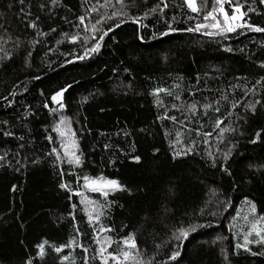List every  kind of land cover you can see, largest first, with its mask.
Returning <instances> with one entry per match:
<instances>
[{
	"label": "trees",
	"instance_id": "trees-1",
	"mask_svg": "<svg viewBox=\"0 0 264 264\" xmlns=\"http://www.w3.org/2000/svg\"><path fill=\"white\" fill-rule=\"evenodd\" d=\"M157 2L147 0L146 6L144 0H134L135 6L129 11L139 15ZM103 3L60 0L53 5L51 0H0V49L4 50L0 57L8 54L0 60V122L8 121L7 130L24 137L23 141L5 137V126L0 124V155L8 153L0 161V264H24L35 256V245L43 240L58 246L75 238L77 243L96 249L94 237L109 235L118 240L130 232L146 253L145 259L155 251V244L169 240L157 257L167 264H226L222 249L229 255L228 264H264V256L253 257L243 251L231 255L237 238L242 240L239 234L247 227L243 219H233L238 211L241 216L249 214L244 201L252 200L258 213L264 214V140L250 143L256 131H264V81L256 85L264 77V33L238 30L225 38L183 31L194 26L187 17L202 20V14L192 13L183 0H168L164 14L144 20L145 28L130 20L116 28L109 21L113 31L101 42L100 51L80 60L84 48L93 41L83 43L84 26L75 27L77 18L86 15L91 5ZM125 3L132 4L133 0ZM212 3L207 0L206 10ZM198 6L204 7L200 0ZM253 7L262 14L249 13L251 22L264 26V5ZM96 18L97 13L86 15V23H94ZM31 23L36 27H30ZM168 24L177 31L162 35L168 31ZM53 28L56 31H51ZM76 33L80 39L70 42ZM175 84L180 87L173 88ZM67 85L71 88L64 95V114L73 121L84 153L83 173L116 178L130 190L108 198L113 204L101 223L111 227V233L93 231L99 225L89 224L79 198L69 201V192L59 187V170L51 166L53 158L45 155L51 145L44 137L53 117L43 104ZM254 85L256 94L249 91L245 95ZM156 87L172 89L181 100L162 93L164 106H157L156 97L150 94ZM225 96L227 99L222 98ZM257 99L262 103L253 115L246 105ZM192 103L197 104L195 115L186 107H172ZM205 104L212 107L205 110ZM29 108L32 115L25 116ZM166 116H176L178 122L164 119ZM217 118L224 121L221 128L236 131L221 135L215 126ZM178 131L181 143L176 149L195 141L196 154L173 159L170 143ZM203 133L212 135L204 137ZM228 141L236 144L226 165L229 172L225 173L211 166L208 153L218 156V149L230 147ZM105 144L109 145L107 150ZM156 149L159 151L154 154ZM134 156L141 161L135 162ZM34 159L40 163L33 164ZM110 159L115 164H109ZM64 168L66 172L76 171L67 165ZM63 182L76 186L75 176L65 175ZM225 201V210L220 211L218 206ZM72 203L77 209L71 208ZM210 211L217 214L210 215ZM181 223L205 227L182 241L180 256L171 261L168 257L177 244L170 240L171 232ZM233 224L237 225L234 229ZM117 247L113 244L109 251ZM250 247L262 250L259 245ZM46 252V258L36 259L34 264H56L57 257L47 245ZM63 254L70 255L65 264L73 259L75 264H82L79 247L66 248Z\"/></svg>",
	"mask_w": 264,
	"mask_h": 264
},
{
	"label": "snow or ice",
	"instance_id": "snow-or-ice-1",
	"mask_svg": "<svg viewBox=\"0 0 264 264\" xmlns=\"http://www.w3.org/2000/svg\"><path fill=\"white\" fill-rule=\"evenodd\" d=\"M23 3V0H20ZM53 5H57L60 3V0H51ZM145 5L147 6V0H144ZM87 3V0H85ZM200 4L204 7L198 6V0H183V5L192 12L197 15L202 14V20L197 19L196 17H187L188 20L194 21V26H189L183 29V31L190 33H202L205 36L209 37H227V34L237 33L238 30L251 31L255 33H264V26H260L251 22V16L249 13H255L256 15H261L262 13L257 10V8L253 7V5L259 4L264 5V0H251V3H247V0H244L242 3L241 0H213L212 7L210 10H206L207 0H200ZM135 3L133 0L132 4H126L125 0H104L103 4H93L86 9V15L90 16L92 13H97V18L93 23L91 20H88L86 23V15L78 16L79 24L75 25V27H80L83 25V31L85 33L83 37V43L85 45L88 44L89 40L93 41L90 47L84 48V54L80 55L78 59L84 60L89 55L93 53H97L100 51L101 42L104 41L105 37L108 36L109 32L113 31V25L109 24V21H112L116 28H119L121 24L130 20L133 24L138 25L140 28H145L148 25L144 23L149 16H154L157 14H164L165 9L169 7L168 0H158V2L151 6L146 7V11L139 15H132L129 11L131 7H134ZM227 6V7H226ZM43 7V6H42ZM106 9L103 13L100 12V9ZM111 9L110 13L107 9ZM246 9V10H245ZM247 17V18H246ZM172 20H176V16L172 17ZM101 25H108L105 29L104 27H98ZM32 28H35L36 25L31 23L29 25ZM51 31H56L53 28ZM177 31V29L172 28L171 24H168V31L162 33V35H168L169 32ZM40 35H47V33H38ZM66 37L67 33L64 34ZM70 42L75 43L78 39H80V33H76L70 36ZM142 39V37H141ZM38 43V41H36ZM59 43V41H57ZM0 51H4L0 49ZM225 51H232L231 48H225ZM31 56V52L28 54ZM8 54L5 53V56L0 57V60L7 58ZM264 67V65H261ZM127 71V69H125ZM38 78V77H37ZM261 81H264V77H261L256 81V85H260ZM180 87L179 84L173 85V88L178 89ZM255 85L253 89H247L245 91V95L248 94L249 91L253 92L255 95ZM71 88V85H67L66 87L60 88L59 90L52 93L49 97V100L43 104V108L48 109L49 115L53 117V121L50 127L46 130L47 134L44 139L48 142L51 147L46 151L45 155L48 157H52L51 166L54 169L59 170V175L61 177V183L59 187L61 189H66L69 192L68 199L71 201L73 197L79 198V206H82L85 215L87 216L89 224L95 223L99 225L98 229L94 228L93 231L99 233H111L113 229L111 227H105L101 223V218L106 214V210L111 208L113 201L109 200V196L115 194L117 192H129L130 190L124 185L120 180L116 178L107 177L104 174L97 175H89L83 173L82 166L84 164V153L80 149L79 140L77 137V132L73 129L72 124L73 121L64 114V110L66 105L64 103V95ZM172 97L174 100H181V96L176 93L174 94L172 89L156 87L150 93L154 97H156V105L164 106V102L161 99V94ZM191 94V93H190ZM11 95H15V93H11ZM43 95V92H41ZM223 99H227V97H222ZM7 101V97H4ZM219 101H217V104ZM262 103L261 99L255 100L253 103L246 105V107L255 115L257 106ZM235 107V105H233ZM9 107H11V103H9ZM172 107L174 109L179 110L180 107H186L190 113L193 115L196 114L197 104H186V105H176L173 104ZM205 110L212 107L211 104H205L202 106ZM216 112H219V107L215 108ZM25 116L32 115L30 108L25 110ZM205 115H207V111H205ZM161 119V117H157ZM164 119H169L173 123H177L176 116H166ZM8 121H2L0 124L5 126V131L3 135L5 137H12L16 140L23 141L24 137H16L12 131L7 130ZM224 123L223 120L217 118L215 121L216 128H220V134L222 135L225 132H234L236 129L234 128H221L220 126ZM191 131V130H190ZM196 135L201 136V132L199 129H195ZM55 133V136L52 135ZM168 133H166V136ZM176 140L170 143V147L173 148V159H176L180 156H187L196 154L195 148L196 143L193 141L191 146L183 147L182 150L176 149V145L180 144V135L181 133L178 131L175 133ZM212 133H203L204 137L211 136ZM255 138L250 140V143L255 144L258 140H264V131H256ZM204 143H207V140H204ZM230 147H228L224 151L218 152L220 154L218 156H214L211 152L208 153L209 158H211V166L219 167L221 171L228 173L229 170L226 167L230 156L232 155V151L235 148L236 142L228 141ZM20 147L23 148L24 145L20 144ZM105 150L109 148V145H104ZM159 150H154V154ZM8 153L5 152L3 155H0V161H4L7 157ZM19 155V153H17ZM132 159L139 163L141 161V157L134 156ZM20 163V161H17ZM33 164L40 163L39 159L32 160ZM109 164H115L114 160H109ZM64 165H67L69 169H76L73 171H65ZM261 167H264L262 165ZM19 169H17L18 171ZM65 175L75 176V188L71 187L69 183L63 182V177ZM13 190L15 186H13ZM245 205L248 207L249 214L241 216L240 212H237L236 217L233 219L241 218L245 221L247 227L243 229V231L239 234L242 237V240L238 237L236 243L233 245V250L231 251V255L238 256L241 251L247 253L253 257L256 256H264V214H259L257 210V204L252 200L246 199L244 201ZM227 205V201L223 202L219 205V210H225ZM78 205L76 203L71 204V208L73 210L77 209ZM204 213V210H201V214ZM208 214L215 216L216 212H209ZM69 216L75 219L73 212H69ZM205 227V225L189 223L186 227L181 223L179 226H174L171 232L170 240H175L176 250L171 252V255L168 257V260L175 261L178 256H180V247L181 243L184 240H187L191 233L197 231L199 228ZM237 225L233 224L232 228H236ZM231 231V229H230ZM77 235H81L79 230L77 229ZM235 235V233H234ZM224 239V238H220ZM169 240H162L160 243L154 245L155 251L145 259V252H142L138 246L136 237L134 233H128L126 236L119 238L118 240H114L109 235H104L102 238H95L94 243L98 246L96 249H90L85 246L83 243H77L75 238L70 239L65 244L55 245L50 244L49 241L43 240L42 242L35 245L37 249L34 257H29L24 264H34V260H44L47 256L46 245L52 250V252L56 255L57 261L56 264H65V262L70 261L69 254H63L66 248H71L73 246L79 247L83 253L81 260L82 264H94L95 261H99V264H167V261L157 260L159 255V250L161 248L167 247ZM113 244L118 245L115 251H109ZM259 245L261 247V251H253L250 247L251 245ZM91 252V254H90ZM222 254L224 255V259L226 264L229 262V255L222 249ZM71 264H75V260L71 261Z\"/></svg>",
	"mask_w": 264,
	"mask_h": 264
}]
</instances>
